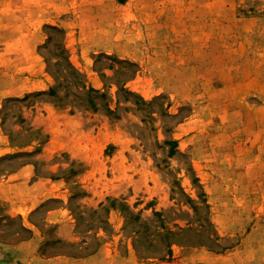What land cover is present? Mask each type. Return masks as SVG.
<instances>
[{
    "label": "rangeland",
    "instance_id": "rangeland-1",
    "mask_svg": "<svg viewBox=\"0 0 264 264\" xmlns=\"http://www.w3.org/2000/svg\"><path fill=\"white\" fill-rule=\"evenodd\" d=\"M27 163L65 191L42 255L264 264V0H0V180Z\"/></svg>",
    "mask_w": 264,
    "mask_h": 264
},
{
    "label": "crops",
    "instance_id": "crops-1",
    "mask_svg": "<svg viewBox=\"0 0 264 264\" xmlns=\"http://www.w3.org/2000/svg\"><path fill=\"white\" fill-rule=\"evenodd\" d=\"M61 184L50 178H39L35 174V166L24 164L17 172L0 180V200L9 207L8 214L21 219L27 236L12 243H0V264H133L131 249L128 252H117L116 243L99 246L85 256L70 254L45 256L39 252L40 246L46 242L47 236L32 222V215L38 210L37 204L64 197ZM57 206L45 212L46 226L57 227L58 236L67 243H75L78 238L71 223L67 209ZM211 255L206 253V258ZM200 260L198 262H208ZM182 261L161 262L160 264H180Z\"/></svg>",
    "mask_w": 264,
    "mask_h": 264
},
{
    "label": "trees",
    "instance_id": "trees-1",
    "mask_svg": "<svg viewBox=\"0 0 264 264\" xmlns=\"http://www.w3.org/2000/svg\"><path fill=\"white\" fill-rule=\"evenodd\" d=\"M68 66H69V68L71 69V70H73V71H75V72H77L73 67H72V65L68 62ZM77 74H79L78 72H77ZM80 75V74H79ZM81 87L79 88L81 91H84L86 94H88V93H92V92H95V91H93V90H91V89H88L87 88V86H86V83L85 82H83V83H81ZM51 94H55V90L54 89H52L51 91ZM89 104L91 105V106H93V108H95V104L92 102V101H89ZM168 250L166 251V255H165V257H163L162 259H165L166 257H168V258H171V256H172V251H171V244H169L168 245ZM208 248H210V251H213L212 250V248L211 247H209L208 246ZM214 252V251H213Z\"/></svg>",
    "mask_w": 264,
    "mask_h": 264
}]
</instances>
